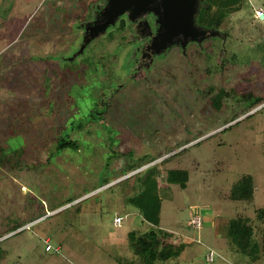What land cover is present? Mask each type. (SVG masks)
<instances>
[{
  "label": "rangeland",
  "instance_id": "obj_1",
  "mask_svg": "<svg viewBox=\"0 0 264 264\" xmlns=\"http://www.w3.org/2000/svg\"><path fill=\"white\" fill-rule=\"evenodd\" d=\"M238 1L241 9L230 12L225 37L203 42L199 53L191 44L186 54L173 48L154 59L148 83L132 77L114 92L130 74L131 52L137 47L130 34L115 60L104 66L102 79L86 69L80 81L61 83L62 72H79L85 59L94 60L101 43L108 44L109 30L116 28L74 61L63 60L77 50L82 39L78 27L92 19L94 6L102 0H16L15 15L26 29L10 55L19 57L26 40L39 59L36 67L46 74L39 88L52 87L47 89L50 97H41L28 81L29 91L0 86V113L7 116L11 106L26 101L38 118L50 119L52 138L70 131L78 149L55 153L51 141L34 151L23 171L0 178V224L5 216L24 225L45 214L5 238L1 245L8 255L1 264H131L135 258L128 234L152 228L170 232L175 244L186 245L178 258L165 264H264V256L252 263L236 253L225 235L231 219L257 221L255 212L264 210V103L251 110L252 101H264V22L253 17V8L264 10V0ZM42 19L47 33L24 38ZM10 50L0 48V60ZM104 57L111 59L113 53ZM78 90L85 97L86 113L75 115L74 104L68 102L77 101ZM220 91L224 93L218 99ZM79 122L84 125L81 134L70 130L71 123ZM11 140L9 144L20 143L19 138ZM142 159L141 167L116 177ZM154 166L161 194L157 227L146 223L127 200L139 185L136 175ZM169 170L188 172L185 189L164 182ZM244 175L253 180L251 203L228 198ZM68 199L75 200L50 212ZM194 215L202 219L199 230L190 226ZM114 217H121L119 227L113 225ZM46 239L57 253L45 251ZM209 251L214 253L211 263L206 261Z\"/></svg>",
  "mask_w": 264,
  "mask_h": 264
},
{
  "label": "trees",
  "instance_id": "obj_2",
  "mask_svg": "<svg viewBox=\"0 0 264 264\" xmlns=\"http://www.w3.org/2000/svg\"><path fill=\"white\" fill-rule=\"evenodd\" d=\"M14 1L16 2V0H1L0 2V48L11 49L9 55L4 60H0V86H4L9 90H11L12 87H18L25 91H29L30 89L27 86L28 81L30 85L32 84L38 87V92L41 94V97H50L47 89L51 90V85L47 84L46 90L43 88L41 89V87L39 88L40 77L46 74L36 67L35 64L39 59L30 53V47L25 44L26 40L24 39L27 38V36L40 34L41 32L46 34L48 31L47 23L44 19L35 22L30 32L23 38L25 40V47L22 49V54L17 58L10 55L12 49L18 46L17 44L14 45V42H17V40L21 38L22 31L26 29L24 28V23L15 15V10L19 5L18 2L15 3ZM241 6V2L238 0H204L196 22L205 29H214L223 33H228L230 29L229 14L230 12L239 11ZM126 29L125 22L121 21L117 24L115 29L109 30L107 34L108 44L101 43L102 51L100 54L96 55L97 57H94V60L85 59L82 63L83 68L79 72H74L73 69L70 68L63 71L61 83L63 82L64 84L62 83V85L80 81L86 69L93 71L102 79L104 66L115 60L116 55L120 53L119 45L125 43L124 40L127 39L126 36L128 35V31L126 32ZM119 37L121 38V42ZM66 40H62L61 43L66 42ZM115 40L117 41L115 42ZM68 41L69 46H73L72 41ZM191 45L195 47L196 52L199 53L197 45ZM112 53L113 58L107 60L106 57H104V54L107 56ZM26 56L28 59L25 58ZM25 60L26 62H22ZM104 60L106 61L104 62ZM28 65H32V68H29ZM81 92V90L76 92L74 99L77 100L76 102L71 99L68 102L71 107L72 104H74L71 110L75 115L78 113H86L85 97ZM223 93L224 92L220 91L218 99L222 98ZM58 96L60 97V95ZM57 100H60V98H57ZM262 103H264V101H252V104L255 106L251 110ZM98 114H100V112L97 113V115ZM91 116L94 117L93 115ZM114 118L116 117H113V119ZM71 124L73 128L71 127L70 130H76V132L81 134L84 125L81 122L77 123L75 126H73V123ZM50 130V119L45 117L38 118L29 108V104L26 101H19L11 106L7 116L0 113V178L11 173H20L23 171L28 161L35 156L34 151L38 153V150L45 148L51 141L55 142V153H59L65 149H78V140L72 137L69 133L70 131L64 133L65 137L61 136L62 133L60 131L58 138L54 139L50 134ZM85 132L87 133V131ZM88 133H90L89 130ZM12 137L19 138L20 143L17 144L18 142H15L14 144H9L8 140H11ZM112 157L115 159L117 156ZM156 158H151L149 161L155 160ZM144 160L145 159H142L141 162L133 166H128L126 168L127 171L116 173V177L124 175L125 172H132L138 169L141 167L140 165ZM158 178L159 170L157 166H154L143 174L136 175L135 183H139V185L136 190L133 191L132 196L127 198L129 203L133 204L139 210L143 220L154 227H157L159 223L161 202ZM188 179L189 174L187 171L169 170L164 182L169 185H176L180 189H185ZM110 182L111 181L106 182L88 193ZM11 183L14 184L12 180ZM85 195L87 194L82 196ZM254 196L255 188L253 180L251 176L244 175L233 184L228 198L232 201L251 203ZM75 199H68L57 208H53L50 212L72 203ZM82 201L78 202V204L80 205ZM255 213L257 221L243 216L236 217L228 221L225 230L228 245L235 250L236 253L246 256L248 261L252 263L264 256V210L260 209ZM44 215L45 214L40 215L24 225L11 223V220L7 218V216L4 217V221L0 224V264L8 255L7 250L3 249L1 245L6 240L5 238L14 234L17 230L23 229L27 224L40 219ZM172 238L173 235L170 232L154 228L140 234L134 231L130 232L128 234L129 248L135 258L131 264H165L170 260L178 258L184 251L186 245L175 244Z\"/></svg>",
  "mask_w": 264,
  "mask_h": 264
},
{
  "label": "water",
  "instance_id": "obj_3",
  "mask_svg": "<svg viewBox=\"0 0 264 264\" xmlns=\"http://www.w3.org/2000/svg\"><path fill=\"white\" fill-rule=\"evenodd\" d=\"M204 0H102L94 6L93 18L81 23L82 39L77 50L67 60L74 61L81 56L90 44L106 35L107 31L115 28L119 19L126 16L128 23H136L131 39H147L141 46V59L145 60L146 69L149 70L153 60L173 48H178L186 54L188 45L195 44L203 47V42L219 38L221 32L214 29H205L196 22L197 16ZM152 15L155 32L144 33L150 30L146 16ZM134 35L136 37H134ZM134 77L130 73L121 85L113 90L121 89L124 83Z\"/></svg>",
  "mask_w": 264,
  "mask_h": 264
},
{
  "label": "flooded vegetation",
  "instance_id": "obj_4",
  "mask_svg": "<svg viewBox=\"0 0 264 264\" xmlns=\"http://www.w3.org/2000/svg\"><path fill=\"white\" fill-rule=\"evenodd\" d=\"M92 15H93V12H92ZM92 18H93V16H92ZM146 20L148 21V24H149V26H150V30L146 29V30H143V32H144V33H149V32L151 31L152 33H154V32H155V27L153 26V23H154V18H153V16H152V15H148V16H146ZM121 21H124V22H125V24H126V28H127L126 30H128V35L130 34V36H131L132 33H133V29H134V27L136 26V23H133V24L130 25V24L128 23V20H127V18H126L125 15L122 16V17L119 19L118 24H119V22H121ZM221 33H222V34H221V36L219 37L220 39L226 36V33H223V32H221ZM134 37H136V36L134 35ZM136 41H137V45H136L137 47H135V49L131 52V60H130L131 69H130V73H133V74H134V78H137V77H138L140 80H143V81H145L146 83H148V77H149V75H150V70H151L152 65H153V63H154V60H153V63H152V65H151L150 69L147 70V69H146L145 60L140 58V57H141V46H142V44H143L145 41H147V39H143V40H141V41L136 40ZM197 47H198V46H197ZM174 49L177 50V51H179V52H181V50L178 49V48H174ZM146 75H147V77H146ZM121 82H122V81H121ZM118 84H120V82L117 83V85H115V87H117ZM112 93H114V92H112ZM111 95H112V94H111ZM111 95H110V96H111Z\"/></svg>",
  "mask_w": 264,
  "mask_h": 264
},
{
  "label": "built area",
  "instance_id": "obj_5",
  "mask_svg": "<svg viewBox=\"0 0 264 264\" xmlns=\"http://www.w3.org/2000/svg\"><path fill=\"white\" fill-rule=\"evenodd\" d=\"M250 1V0H248ZM253 17L260 21V22H264V10L260 7H255L253 8ZM122 219L121 217H114L113 219V225L116 227H119L121 225ZM190 226L195 229V230H199L202 227V219L199 215H194L190 221ZM44 243L46 244L45 246V251L46 252H51V251H55L56 253L59 251L58 248L53 249L48 241H44ZM214 259V253L212 251H209L208 254L206 255V261L208 263H211Z\"/></svg>",
  "mask_w": 264,
  "mask_h": 264
},
{
  "label": "crops",
  "instance_id": "obj_6",
  "mask_svg": "<svg viewBox=\"0 0 264 264\" xmlns=\"http://www.w3.org/2000/svg\"><path fill=\"white\" fill-rule=\"evenodd\" d=\"M260 7V6H259ZM262 8V7H260ZM263 9V8H262ZM31 224H27L25 227L28 228ZM46 241H48V239H46Z\"/></svg>",
  "mask_w": 264,
  "mask_h": 264
}]
</instances>
